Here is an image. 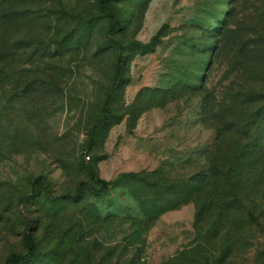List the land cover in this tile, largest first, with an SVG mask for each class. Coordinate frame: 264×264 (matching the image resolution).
Instances as JSON below:
<instances>
[{
    "label": "rangeland",
    "instance_id": "obj_1",
    "mask_svg": "<svg viewBox=\"0 0 264 264\" xmlns=\"http://www.w3.org/2000/svg\"><path fill=\"white\" fill-rule=\"evenodd\" d=\"M107 7L123 67L90 136L109 18L97 0H0V263L30 232L17 264H264V0Z\"/></svg>",
    "mask_w": 264,
    "mask_h": 264
},
{
    "label": "trees",
    "instance_id": "obj_2",
    "mask_svg": "<svg viewBox=\"0 0 264 264\" xmlns=\"http://www.w3.org/2000/svg\"><path fill=\"white\" fill-rule=\"evenodd\" d=\"M107 1L108 0H97V6H98L99 11L103 15L107 16L111 22L110 27L108 29V35L110 37V40H112V42L115 43L116 48L118 49V52H117L115 64H114L112 83H111V86L109 87L108 91L105 94V97H104V100L102 103V107H101L100 117L97 121H95L92 124V126L90 128V136L93 134V132L96 129L100 128L102 125L108 123V121H109L111 97H112V94H113L115 88L119 85V83L121 81V71H122V67H123V56H122V51H121V49H122L121 43L112 38V34L114 32H116V30L119 28L120 23L117 20V18H115L112 14H110L108 7H107ZM243 150H240L237 153H235V155L232 157L231 161L228 162V165L223 166V168H222L223 170L220 173L224 177H226L227 180H230V179L238 176L239 164H240L239 161H240V159L247 157V155H246L247 150L242 152ZM240 152H242V153H240ZM84 167L88 171L91 180L95 184V185L85 184L89 188L90 192L95 196H101V195L105 194L106 191L108 190L110 182L106 181L105 179L100 178L91 166L84 165ZM122 176H124V177L135 176V173L123 174ZM83 184L84 183H80L79 185L81 186ZM79 185H78V188H79ZM31 188H32L33 192L36 189H41L45 192L47 191L46 186L44 185L42 179H40V178L35 179L33 181ZM78 192H79V190L77 189L72 193L63 194V195H61V197H67L70 195L77 196ZM24 242H25V246H26L25 253L9 255L0 264H17L19 262L26 261L29 257L34 256L36 253V246H35L34 237L30 232H26L24 234Z\"/></svg>",
    "mask_w": 264,
    "mask_h": 264
}]
</instances>
